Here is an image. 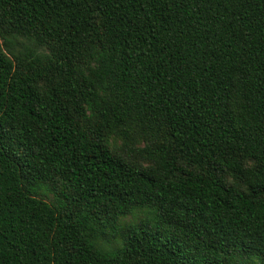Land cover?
<instances>
[{
  "label": "trees",
  "instance_id": "trees-1",
  "mask_svg": "<svg viewBox=\"0 0 264 264\" xmlns=\"http://www.w3.org/2000/svg\"><path fill=\"white\" fill-rule=\"evenodd\" d=\"M0 264H264V0H0Z\"/></svg>",
  "mask_w": 264,
  "mask_h": 264
}]
</instances>
